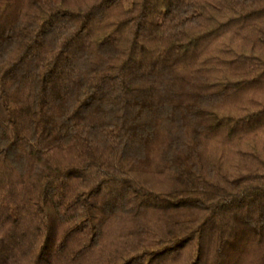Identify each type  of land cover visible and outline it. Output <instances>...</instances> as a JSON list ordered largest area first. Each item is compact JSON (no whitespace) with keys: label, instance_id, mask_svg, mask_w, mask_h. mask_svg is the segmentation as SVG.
Segmentation results:
<instances>
[{"label":"trees","instance_id":"16d2710c","mask_svg":"<svg viewBox=\"0 0 264 264\" xmlns=\"http://www.w3.org/2000/svg\"><path fill=\"white\" fill-rule=\"evenodd\" d=\"M0 264H264V0H0Z\"/></svg>","mask_w":264,"mask_h":264}]
</instances>
